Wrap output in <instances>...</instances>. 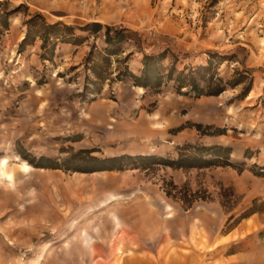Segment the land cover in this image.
I'll return each mask as SVG.
<instances>
[{
	"label": "rangeland",
	"instance_id": "1",
	"mask_svg": "<svg viewBox=\"0 0 264 264\" xmlns=\"http://www.w3.org/2000/svg\"><path fill=\"white\" fill-rule=\"evenodd\" d=\"M14 9L0 25V264H264V178L251 172L264 166V0H0V16ZM36 12L81 39L19 51ZM164 50L165 66L171 53L177 70L213 53L217 77L246 80L194 97L115 78ZM187 143L228 146L235 164L66 169L79 150L176 158Z\"/></svg>",
	"mask_w": 264,
	"mask_h": 264
},
{
	"label": "trees",
	"instance_id": "2",
	"mask_svg": "<svg viewBox=\"0 0 264 264\" xmlns=\"http://www.w3.org/2000/svg\"><path fill=\"white\" fill-rule=\"evenodd\" d=\"M14 10H9L0 16L1 21L0 25L3 29H7L9 26V16L15 12ZM26 32L24 37L19 43V51L28 45L35 38L41 40V48L44 50L49 45L50 52L53 53L56 41H70L78 42L81 38L76 37L72 32V27L60 23H47L45 18L40 13H34L30 18L26 19L24 22ZM92 26L99 27L98 23L93 24ZM110 28H106L105 38L106 40L111 39L109 34ZM54 38V40H52ZM52 40V41H50ZM112 46L113 44L110 43ZM115 46V45H114ZM92 50L90 51V53ZM105 55L102 57L106 61L107 65L110 64V56L117 54V49L107 47L104 50ZM170 52L168 50L161 51L158 54H143L141 62L142 67L138 74L132 72L128 67H125L124 70L116 75V79L124 81L129 79L133 86L141 87L145 90H158L166 82L172 81L175 85L176 92L181 94L193 95L194 97L200 96H217L226 90V86L229 85L231 88L236 85L244 82L245 77H235L231 80L224 81L223 78L217 77V74L212 71L213 60L210 56L216 57L218 63L221 58L217 54L208 53L210 56L206 61V64H199L196 66L184 67L180 70L176 69L177 56L171 53L172 59L168 66L163 64L164 60L167 58ZM44 57V54H42ZM127 57H125L126 60ZM211 70V72H210ZM96 78H101V73H95ZM238 76H241L240 73H237ZM202 82L207 83V87L201 85ZM91 83V82H90ZM95 87L88 89L87 83L85 84V91L88 94L99 93V87H97L96 82H93ZM252 86V78L248 82L247 87L245 88V94L250 90ZM188 89L187 91H182V89ZM193 127L197 130H202L203 125L201 123H191ZM178 131V130H177ZM215 134H223V131L215 129L213 131ZM212 133V134H213ZM188 148L194 149V152L188 153ZM95 150L86 149L79 150L78 152L72 153L70 162H79L74 167H66V169H71L74 171H83V172H94V171H106V170H122L126 162H133L138 159L148 162L149 164H163L172 168H203L210 166H234V162L230 160L231 148L223 145H191L185 144L177 149L176 158H163L159 155L148 154V155H132V154H119L109 157L99 158L91 153ZM30 164L35 165L36 167L41 168H57L54 166V163L46 158L40 157L35 163L34 160H30L27 156H23ZM78 160V161H77ZM65 168V167H64ZM253 175L257 177L264 178V166H255L254 169H251ZM254 201V200H253ZM252 201V202H253ZM255 202V201H254ZM249 208L247 213L242 217H245L249 214L256 212L258 209Z\"/></svg>",
	"mask_w": 264,
	"mask_h": 264
},
{
	"label": "crops",
	"instance_id": "3",
	"mask_svg": "<svg viewBox=\"0 0 264 264\" xmlns=\"http://www.w3.org/2000/svg\"><path fill=\"white\" fill-rule=\"evenodd\" d=\"M141 67H142V66H141ZM141 67H140V69H141ZM140 69H139V70H138V72H137V73H135V74H138V73H139V71H140ZM134 87L141 88V87H138V86H134ZM224 91H225V90H224ZM224 91H223V92H224ZM220 94H221V93H220ZM220 94H219V95H220ZM246 95H247V94H246ZM127 154H130V153H127Z\"/></svg>",
	"mask_w": 264,
	"mask_h": 264
}]
</instances>
